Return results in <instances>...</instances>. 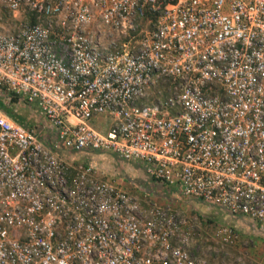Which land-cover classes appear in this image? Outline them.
<instances>
[{
  "label": "built area",
  "instance_id": "obj_1",
  "mask_svg": "<svg viewBox=\"0 0 264 264\" xmlns=\"http://www.w3.org/2000/svg\"><path fill=\"white\" fill-rule=\"evenodd\" d=\"M17 103L52 139L0 109V264H207L177 214L61 151L139 162L264 228V0H0V104Z\"/></svg>",
  "mask_w": 264,
  "mask_h": 264
},
{
  "label": "rangeland",
  "instance_id": "obj_2",
  "mask_svg": "<svg viewBox=\"0 0 264 264\" xmlns=\"http://www.w3.org/2000/svg\"><path fill=\"white\" fill-rule=\"evenodd\" d=\"M3 21L5 25L6 21ZM4 28H7L6 25ZM147 28L143 22L134 38H137L141 30ZM118 40L120 41V39ZM7 108L25 126L37 125L39 137L48 134L43 119L36 116L27 105L17 103L9 105ZM89 123L98 131L104 132L111 121L106 116H99L93 118ZM94 152L83 154L85 156L81 157L82 159L78 155V163H81L85 157L101 156L100 159L105 162L103 166L88 160L89 165L93 166L100 176L111 179L115 183H117L116 180H119V185H122L121 189L135 196L143 207L158 206L177 214L179 219L184 220L186 226L191 227L193 231L192 244L189 246L193 255L202 257L207 264H264V228L247 218L233 217L218 209L186 199L173 188L146 180L142 173L138 174L137 166L133 163L120 161L109 153L103 156L102 153ZM58 156L69 164H76L72 160V158L77 159L76 155L61 152ZM222 226H228L236 233L235 243L225 245L216 238L215 232Z\"/></svg>",
  "mask_w": 264,
  "mask_h": 264
},
{
  "label": "crops",
  "instance_id": "obj_3",
  "mask_svg": "<svg viewBox=\"0 0 264 264\" xmlns=\"http://www.w3.org/2000/svg\"><path fill=\"white\" fill-rule=\"evenodd\" d=\"M7 107V106H6ZM6 114V113H5ZM7 115V114H6ZM8 116V115H7ZM17 121V120H16ZM18 122V121H17ZM20 124H22L21 122H19ZM24 125V124H23ZM48 134V136L47 135H44V136H42V137H40V139L43 141V143H45L46 145H48L49 144V142H50V140L52 139V134H50L49 132H47ZM61 152H63L64 154H73V155H76L75 157L77 158V159H74V158H72V160L74 161V162H76V163H78L79 162V159H78V155H79V158L80 159H82L81 157H83V156H85V155H83V154H86L87 155V153H89V152H94V151H85V150H83V151H80V152H72V151H61ZM94 153H102L101 155H103V156H105V154H106V152H94ZM110 154V153H109ZM110 155H112V154H110ZM113 157H115L114 155H112ZM92 158V159H91ZM100 158H102L101 156H97V157H95V155H93L92 157H90V158H88V157H85V158H83V161L81 162V163H84V164H88L89 165V163H88V160H92L93 161V163L95 162V163H97L98 165H104V160H101ZM116 159H118V160H120L119 158H117V157H115ZM94 159V160H93ZM70 160H71V158H70ZM71 160V161H72ZM121 161V160H120ZM107 162V161H106ZM129 162V161H128ZM130 163H133L135 166H137V172H138V174L140 175V173H142L143 174V177L144 178H146V180H149V181H152V182H156V181H154V180H152V179H150L146 174H145V172H144V166H143V164H141V163H139V162H130ZM138 167H140V168H138ZM102 175V174H101ZM102 177V176H101ZM104 178H106V177H104ZM119 180H116V186H118L119 185V182H118ZM156 183H159V182H156ZM118 184V185H117ZM150 184H152V183H150ZM149 184V185H150ZM159 184H161V183H159ZM120 189H121V187H122V185L120 184L119 186H118ZM122 190V189H121ZM176 190V189H175Z\"/></svg>",
  "mask_w": 264,
  "mask_h": 264
},
{
  "label": "trees",
  "instance_id": "obj_4",
  "mask_svg": "<svg viewBox=\"0 0 264 264\" xmlns=\"http://www.w3.org/2000/svg\"><path fill=\"white\" fill-rule=\"evenodd\" d=\"M0 109L5 112L10 118H12L13 120H17L18 122H21L19 118H15V116L13 115V113L4 105L0 104ZM257 225V224H256Z\"/></svg>",
  "mask_w": 264,
  "mask_h": 264
}]
</instances>
